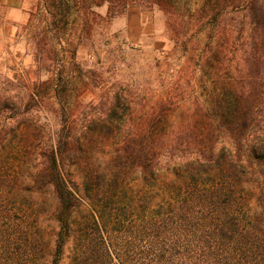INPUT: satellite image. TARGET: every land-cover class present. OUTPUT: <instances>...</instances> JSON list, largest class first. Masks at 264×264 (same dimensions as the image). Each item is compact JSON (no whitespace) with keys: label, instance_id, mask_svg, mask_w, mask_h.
Masks as SVG:
<instances>
[{"label":"trees","instance_id":"obj_1","mask_svg":"<svg viewBox=\"0 0 264 264\" xmlns=\"http://www.w3.org/2000/svg\"><path fill=\"white\" fill-rule=\"evenodd\" d=\"M104 1L163 12L203 93L117 91L77 124L57 81L0 72V264H264V0Z\"/></svg>","mask_w":264,"mask_h":264},{"label":"rangeland","instance_id":"obj_2","mask_svg":"<svg viewBox=\"0 0 264 264\" xmlns=\"http://www.w3.org/2000/svg\"><path fill=\"white\" fill-rule=\"evenodd\" d=\"M76 1L83 7L65 0L63 7L54 9L53 18L45 13L43 0H0L2 77L26 71L31 78L57 81L59 87L47 86L49 95L65 98L79 116L77 124L95 111L93 104L101 95L117 91L129 95L138 113L140 105L154 94L155 100L160 88L176 89L178 98L202 95V74L196 70L195 75L189 59L170 40L163 12L133 6L110 20L106 1ZM37 32L46 38L42 49L50 50L56 63L35 73L34 45L29 39ZM49 121L54 124L53 119Z\"/></svg>","mask_w":264,"mask_h":264}]
</instances>
